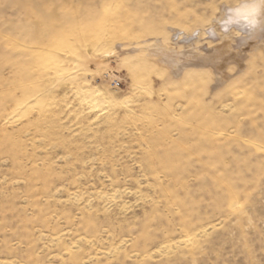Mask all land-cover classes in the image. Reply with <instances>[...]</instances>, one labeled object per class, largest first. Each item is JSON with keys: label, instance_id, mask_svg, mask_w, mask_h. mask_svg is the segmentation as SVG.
Listing matches in <instances>:
<instances>
[{"label": "rangeland", "instance_id": "obj_1", "mask_svg": "<svg viewBox=\"0 0 264 264\" xmlns=\"http://www.w3.org/2000/svg\"><path fill=\"white\" fill-rule=\"evenodd\" d=\"M235 5L0 0V264H264V30Z\"/></svg>", "mask_w": 264, "mask_h": 264}, {"label": "clouds", "instance_id": "obj_2", "mask_svg": "<svg viewBox=\"0 0 264 264\" xmlns=\"http://www.w3.org/2000/svg\"><path fill=\"white\" fill-rule=\"evenodd\" d=\"M264 24V0H238V6L227 13L222 26L241 30H255Z\"/></svg>", "mask_w": 264, "mask_h": 264}, {"label": "bare ground", "instance_id": "obj_3", "mask_svg": "<svg viewBox=\"0 0 264 264\" xmlns=\"http://www.w3.org/2000/svg\"><path fill=\"white\" fill-rule=\"evenodd\" d=\"M238 6V5H237ZM236 5L234 7H237ZM233 8V7H232ZM231 8V9H232ZM264 30V24H262L260 27L256 28L255 30H251L253 33L258 34V31ZM244 39V38H243ZM85 54V52H84ZM87 55V54H86ZM90 87V86H89ZM82 88L77 93L80 96V99L87 104V106H98L101 104H104L106 102V99L104 97L103 92L98 88Z\"/></svg>", "mask_w": 264, "mask_h": 264}, {"label": "built area", "instance_id": "obj_4", "mask_svg": "<svg viewBox=\"0 0 264 264\" xmlns=\"http://www.w3.org/2000/svg\"><path fill=\"white\" fill-rule=\"evenodd\" d=\"M113 86H114V87H119V86H120V83H119L118 81H114V82H113Z\"/></svg>", "mask_w": 264, "mask_h": 264}]
</instances>
